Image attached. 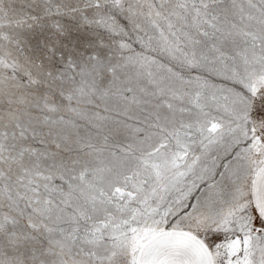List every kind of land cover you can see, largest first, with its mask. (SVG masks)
I'll return each instance as SVG.
<instances>
[{
	"label": "snow or ice",
	"instance_id": "snow-or-ice-1",
	"mask_svg": "<svg viewBox=\"0 0 264 264\" xmlns=\"http://www.w3.org/2000/svg\"><path fill=\"white\" fill-rule=\"evenodd\" d=\"M0 264H264V0H0Z\"/></svg>",
	"mask_w": 264,
	"mask_h": 264
}]
</instances>
